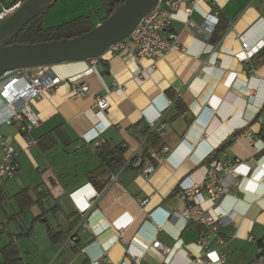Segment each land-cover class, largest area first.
<instances>
[{
	"label": "crops",
	"instance_id": "1",
	"mask_svg": "<svg viewBox=\"0 0 264 264\" xmlns=\"http://www.w3.org/2000/svg\"><path fill=\"white\" fill-rule=\"evenodd\" d=\"M209 13L224 15V31H201ZM164 31L177 43L155 59L106 51L96 59L52 65L62 78L92 71L84 77L89 94L70 97L72 84L61 81L35 102L41 123L32 137L52 136L51 147L29 142L16 124L0 126L1 136L20 151L19 170L0 189V250L13 236L23 264H194L199 257L205 264H264V90L255 85L256 78H264V64L258 63L264 53V0H188ZM241 38L248 47H242ZM260 42L254 57L246 58L245 50ZM251 93L254 100L248 99ZM95 95L109 102L104 111L109 126L97 140L124 141L122 156L132 165L102 166L97 146L82 139L97 120ZM151 131L158 133L160 146L151 153L163 146L176 149L172 161L144 157L156 165L144 176L133 158L140 156ZM223 152L240 161L216 203H202L211 214L229 218L211 231L181 217L186 202L177 183L184 175L202 182L211 159ZM85 183L99 194L82 214L69 193ZM22 189L33 198L36 192L45 194L42 204L18 213L16 194ZM165 211H171L166 220ZM48 225L56 240L48 235ZM30 227L29 235L16 237ZM71 234L75 240L68 244ZM203 235L204 248L198 243ZM154 238L167 249L151 246ZM128 247L142 251L137 262Z\"/></svg>",
	"mask_w": 264,
	"mask_h": 264
},
{
	"label": "built area",
	"instance_id": "2",
	"mask_svg": "<svg viewBox=\"0 0 264 264\" xmlns=\"http://www.w3.org/2000/svg\"><path fill=\"white\" fill-rule=\"evenodd\" d=\"M186 1L188 0H157L156 4L140 18L129 34L124 39L111 44L106 51L119 54L127 53L136 59H155L169 51L176 45L177 38L174 34L165 33L164 30L173 14ZM22 2L23 0H0V20L10 15ZM217 21L218 18L215 15L207 14L201 31L206 35L211 34ZM241 39L242 47H248V42L244 38ZM261 44L262 42L252 49H246V58L250 59L262 47ZM91 71V69H88L85 72L66 78L56 74L52 69V65L20 67L3 72L0 75V126L3 124H16L19 133L26 135L29 142L37 144V139L33 138L31 134L41 123L33 108L35 102L53 92L61 81L72 84L68 90L70 97L79 98L89 94V87L84 77ZM255 85L264 90V78H256ZM258 87L257 90H259ZM254 98L253 93L249 94V100H254ZM93 107L95 108L97 120L81 134V137L85 143H93L97 146L100 144L97 140L99 133L109 126V122L104 119V111L109 108V102L105 96L95 95L93 97ZM261 119L264 122V107L261 109ZM150 126H154L152 121H150ZM175 149L170 150L168 146H163L159 151L152 152L151 157L158 162L162 160L172 161L171 157L174 155ZM0 151L1 189L2 182L14 178L19 170L20 151L7 139L3 138L1 134ZM239 161V158L228 156L223 152L221 158L211 159L210 166L202 182H194L188 175L180 178L177 185L186 202L180 215L185 221L202 223L211 231H215L219 224H225L229 220L228 215L211 214L209 209L204 207L202 203L204 200L210 206L216 203L221 194L228 189L229 184L233 182L231 177ZM133 165L144 176L149 175L156 167L154 163L146 161L140 156L133 158ZM116 178L117 176H112V179L116 180ZM203 192L205 197L202 195ZM98 194L99 192L90 183H85L69 193V197L76 210L83 214L89 208L90 201ZM145 201V199L141 200L140 204H144ZM170 215L171 211H165L163 217L166 220ZM74 240L75 237L71 234L67 237L66 243L73 244ZM150 243L155 248L167 249L157 238L151 240ZM198 243L204 248L207 244V236H201ZM127 251L135 262H137L138 256L142 254L141 250L130 247ZM92 264H98V262L92 261ZM120 264H124V262ZM194 264L205 263L199 257L194 260Z\"/></svg>",
	"mask_w": 264,
	"mask_h": 264
},
{
	"label": "water",
	"instance_id": "3",
	"mask_svg": "<svg viewBox=\"0 0 264 264\" xmlns=\"http://www.w3.org/2000/svg\"><path fill=\"white\" fill-rule=\"evenodd\" d=\"M57 0H23L0 20V75L10 69L53 65L99 58L108 47L124 39L157 0H123L90 30L71 38L35 43H10L31 19L47 12Z\"/></svg>",
	"mask_w": 264,
	"mask_h": 264
},
{
	"label": "trees",
	"instance_id": "4",
	"mask_svg": "<svg viewBox=\"0 0 264 264\" xmlns=\"http://www.w3.org/2000/svg\"><path fill=\"white\" fill-rule=\"evenodd\" d=\"M123 0H101L102 6L104 9V15L100 18V22L111 15V13L115 10V8L122 2ZM44 14V13H43ZM43 14H40L33 19H31L28 23H26L12 38L10 43H35V42H43L49 40H56L61 38H71L77 36L83 32H86L95 26L93 22V18L91 16H79L72 20L63 22L61 24L55 26L44 27L41 24V20ZM227 27V19L223 14L218 15V21L213 29V32L224 31ZM252 56L251 58H253ZM258 63L264 64V53L260 54ZM148 131V130H147ZM60 134L59 132H57ZM237 135V132L232 133L227 140L221 145L220 149L229 144ZM37 143L41 144L43 148H49L54 143L55 140L50 135H43L38 140ZM159 136L155 131L149 132L148 135V143L143 147V150L140 154V157H147L149 159H153L151 157L150 149H159ZM127 149V145L124 141H119L117 143H102L97 145L96 152L99 158L102 161V166L116 170L121 165L125 164L123 159V153ZM219 149V150H220ZM131 164V161L126 165ZM36 190V189H35ZM36 198H33L27 189H22L16 194V198L19 201V209L18 213H23L25 209L30 207L34 203L42 204V198L45 196L41 194V192H36ZM37 218H41V215ZM31 231V227L20 234H17L16 237L21 235H29ZM48 235L52 240H56L57 233L51 230V228L47 227ZM59 233V232H58ZM262 242H260V245ZM263 246V245H262ZM261 253H264V247L262 248ZM0 256L2 260L0 264H23L19 257V250L15 244L13 236H10V239L6 245L2 247L0 250Z\"/></svg>",
	"mask_w": 264,
	"mask_h": 264
},
{
	"label": "rangeland",
	"instance_id": "5",
	"mask_svg": "<svg viewBox=\"0 0 264 264\" xmlns=\"http://www.w3.org/2000/svg\"><path fill=\"white\" fill-rule=\"evenodd\" d=\"M103 15L104 9L101 0H57L54 5L43 14L41 24L44 27H49L79 16H91L92 18L99 16L101 18ZM32 210L34 211L36 208L34 207ZM29 213L28 210L27 214L29 215ZM10 225H12V223ZM0 227H2V223H0Z\"/></svg>",
	"mask_w": 264,
	"mask_h": 264
}]
</instances>
